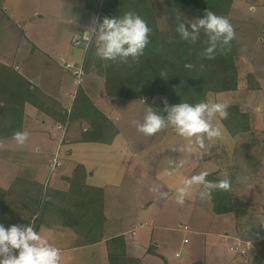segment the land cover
<instances>
[{"label": "rangeland", "instance_id": "obj_1", "mask_svg": "<svg viewBox=\"0 0 264 264\" xmlns=\"http://www.w3.org/2000/svg\"><path fill=\"white\" fill-rule=\"evenodd\" d=\"M96 1L93 0V9L96 6ZM101 1L98 0V3ZM151 1L159 16L160 27L168 29L167 10L166 6L162 4L163 0ZM2 5L3 11L0 10V54L4 56L2 59L13 62L16 61L15 57L20 54L19 62L22 64V71L25 74H33L35 78H38L39 74L45 75V78L51 82L50 85H47L49 91L58 90L60 74L64 70L67 75L66 82H69L68 72L73 75L71 72L73 68L69 69V65L77 68V63L72 62L74 58L65 57L61 60L62 62L58 61L59 63L54 61V58L59 60L60 53L63 52L70 51L69 55H73V51H77L76 53L85 51L84 46L78 48L74 46V44L78 45L76 42L74 44L71 42L76 34L74 27L78 25L76 22H79L81 16L86 15L83 16L84 24L80 23L82 27L77 33L79 34L77 38L79 37V41L83 42L81 31L94 27L93 21L96 14L83 9L82 2L79 0H5ZM233 6L229 20L236 35L241 34L240 41L242 48L244 47L240 63V87L237 92L232 91L233 93L230 95H226L225 92L211 93L209 99L210 102L240 104L249 113L253 123V130L247 134L239 135L236 139L229 133L223 120L217 117L214 124L221 128L222 137L211 142L206 141L207 147L203 151L208 154L201 158H195V154L174 150L179 147L175 144L183 146L186 141L171 128L164 129L155 136L147 137L131 125V120L142 119V115L148 107L144 101L139 98L106 97L101 94L104 86L103 81L93 78L87 83L95 105L104 110L108 116L115 118L116 123L119 124L120 134L113 144L99 143L97 146H101L99 147L101 150L106 148L102 151L98 147H87L85 143H79L77 151L74 153V161H83L89 169L88 174H93L89 178L91 184L103 187L107 191L108 211L115 213V219H118L117 226H120L119 231L114 233L127 231L126 235L131 236L136 243L146 241L148 246L152 245L155 250L159 247L157 250L166 253L171 264H195L198 261H203L205 264H251L254 248L250 252H244L242 251L243 243L252 241V236H260L255 231L247 234L252 230L251 225L254 220L252 217L248 220V212L242 218L215 212L211 202L213 191L210 198H201L194 190L183 206L178 205L175 201V189L182 184L185 178L201 171H207L210 174L221 170L219 174L224 175L229 169V163L232 165L234 163L235 171L240 174V177L232 184L231 190L234 197L243 199L244 207L256 199L254 197L251 200L248 195L255 193L257 189L249 194V188H245L244 184L243 190L248 195L245 198L242 197V182L246 177H244L245 174L241 176L242 172H239L238 168L241 167V164L246 163L248 166L243 165L245 171H258L255 158L251 156V153L259 151L264 156V110H259L264 107V86L261 88L262 90H248L249 72L254 73V79L261 82V86L264 84V46L261 49L262 58L257 54H250L252 43L258 42L264 45V0H236ZM47 46H59L61 49H57V54L52 52L54 58H51L44 54ZM66 59H70L71 62L65 61ZM79 59H83V56ZM47 62L55 64L60 69V74L58 75L56 66L51 69L56 73L55 76L43 73L42 71L48 69L44 66ZM72 78L71 81L77 79L74 75ZM42 81L44 78H41L40 86H42ZM52 83L55 85L51 86ZM72 84L73 87L74 83ZM66 87L69 92V86ZM60 92L62 93V91ZM119 115L124 117V122L117 118ZM28 122L31 123V120L24 122L25 130L29 125ZM84 124L86 127L89 125L88 118L84 120V123L80 120L75 122L72 126L74 132L69 130L70 135L81 139L79 136L81 130H84ZM43 125L44 122H41L37 127L35 125L34 127L43 129L45 128ZM79 125H81L80 128ZM29 128L33 129L31 126L28 127L29 132ZM59 129L61 135L57 136V141L53 144V148L55 146L57 150L63 148L67 134L66 126H60ZM75 138L69 142L78 143ZM253 142L255 143L253 144ZM173 145L174 147L171 148ZM213 145L217 146L211 150ZM180 159L184 160L183 168L175 169V163L169 165ZM11 160L14 162L32 161V156L26 158L20 155ZM4 165L5 163H0L1 170H5ZM262 167L264 168V165ZM12 169L14 173H24L21 166H14ZM51 169L47 168V175L56 172ZM153 185L159 186L160 192L167 193V197L150 192L149 188ZM258 204H260V199ZM249 208L254 211L253 207L249 206ZM260 208L261 206L257 207L261 211ZM128 213L133 215L132 220L127 219ZM230 213L234 214V212ZM53 214H55L54 210L50 211L48 216ZM214 218L219 219L217 221ZM185 226L188 227L187 230L184 229ZM244 229L247 232H243ZM67 230L73 233L71 229ZM133 231L135 234L132 233ZM226 232L232 234L233 237L226 239ZM109 233L111 231L107 230V237L111 236ZM71 236L73 237L72 234ZM185 238L188 239L187 243H184ZM49 242L51 244L54 242V246L61 248L71 245L73 238L69 236L68 242L56 237L54 241L49 239ZM99 248L81 251L69 249V251L62 252L61 261L65 264H108L105 262L107 261L105 250ZM182 251L184 252L182 253ZM153 256L149 257L145 264H164L157 255ZM205 258L207 262H205Z\"/></svg>", "mask_w": 264, "mask_h": 264}, {"label": "trees", "instance_id": "obj_2", "mask_svg": "<svg viewBox=\"0 0 264 264\" xmlns=\"http://www.w3.org/2000/svg\"><path fill=\"white\" fill-rule=\"evenodd\" d=\"M4 1L0 0V10L3 9ZM79 1L82 2L83 9L96 14L95 20L98 22H102L105 17L122 16L128 11L135 12L145 19L152 32L144 54L138 61L130 58L127 63H113L103 61L95 55L94 36L91 37V42H79L77 47L84 46L85 51L81 63H77V68L69 65V69L73 68L71 71L79 81L69 111L64 110L57 99L15 72L11 66L0 62V141L12 139L16 130H25V107L26 104H31L39 111L51 115L55 122L63 124L62 126L69 123L71 127L78 120L84 123L88 118L89 125L87 128L84 124L80 143L113 144L120 130L92 100L87 83L93 78L103 81L102 95L110 98H139L161 114H164L165 100L168 106L182 102L195 104L202 100L210 101L211 93L225 92L230 95L232 91L239 90L240 63L244 49L240 33L231 42L230 50L223 54L218 52L215 59L209 60L203 55L207 47V37L203 32L197 42L192 44L182 41L175 30L177 15L181 20L202 18L206 9L230 19L229 15L236 0H163L162 4L167 10L168 29L160 27L159 16L151 0H102L100 3L97 0L94 9L93 0ZM75 39L78 40L76 37L71 42L75 43ZM263 46L258 42L252 43L250 54H257L262 58ZM185 64H192L194 67L188 69ZM248 77L249 91L262 88L261 82L254 79L253 72H249ZM228 104L229 115L227 119L222 120L229 133L237 139L239 135L253 130L252 119L240 104ZM216 146H211V150ZM228 167L226 174H219L221 170L217 169L219 171L211 172L207 179L218 181L228 176L231 178L232 188L240 174L231 169L230 163ZM89 182L88 171L81 163L75 167L67 189L49 187L46 190L38 179L14 177L10 179L7 189H0V224L5 228L13 224L30 225L35 218V224L39 225L45 221L48 213L54 210L55 220L58 219L61 225L72 229L77 235L75 246L103 241L104 224L107 221V191ZM213 192H216L215 195L213 193V199L211 198L215 212H234L236 217L240 218L247 215L243 199L235 198L231 189ZM251 227L252 230L246 231L247 234L255 231L260 235L251 237L255 244L254 250H257L251 264H264V224L252 223ZM106 242L109 264L142 263L141 259L128 253L129 240L125 234L113 236ZM147 253L158 255L164 264H168L166 258L152 245L148 247ZM195 264L205 263L198 261Z\"/></svg>", "mask_w": 264, "mask_h": 264}, {"label": "clouds", "instance_id": "obj_3", "mask_svg": "<svg viewBox=\"0 0 264 264\" xmlns=\"http://www.w3.org/2000/svg\"><path fill=\"white\" fill-rule=\"evenodd\" d=\"M176 20L175 30L182 41L195 44L201 32L207 37L204 58L212 60L216 58L218 52L223 54L231 49V42L235 39L236 33L227 17L206 9L202 18L181 20L177 15ZM93 24L95 26L86 30L82 38L84 41L91 42V37H95V55L103 61L127 63L130 58L138 61L150 43L149 37L152 29L147 21L135 12L128 11L119 17H105L102 22L94 20ZM185 67L191 69L194 65L185 64ZM164 103V114L152 107H147L142 119L131 120V125L147 137L155 136L162 130L171 128L186 141L183 146L175 144L179 147L174 150L195 154V158L208 154L203 151L207 147L206 141L217 140L223 135L221 128L214 124V120L217 117L227 119L230 105L227 102L208 100L195 104L182 102L172 106H168L166 100ZM29 135L27 130H16L13 132L12 139L17 145L24 146ZM2 146L3 142L0 141V147ZM173 147L174 145L171 148ZM174 163L175 169L184 166L183 159L178 162L173 161L169 165ZM58 166H61V163ZM208 175L207 171H201L185 178L182 184L175 189L176 203L183 206L194 190L201 198H210L214 190L230 191V177L224 176L218 181H209ZM149 191L167 197V193L160 192L159 186L153 185ZM252 242L254 244L253 240ZM61 259V249L42 237L32 224H13L8 228L0 224V264H60Z\"/></svg>", "mask_w": 264, "mask_h": 264}, {"label": "crops", "instance_id": "obj_4", "mask_svg": "<svg viewBox=\"0 0 264 264\" xmlns=\"http://www.w3.org/2000/svg\"><path fill=\"white\" fill-rule=\"evenodd\" d=\"M1 10L3 11V9H1ZM83 16H86V15H83ZM83 16H81V18L79 19V22H76V23H78V25L76 27H74L75 28L74 33H76V34H75V36H73L74 35V33H73L72 40L74 38H76L77 36H79V34H77V33L80 32L79 29L82 27L80 25V23L84 24V21L82 19ZM0 19H1V16H0ZM76 28H78V29H76ZM85 31H81L82 34ZM74 46L77 47L75 44H74ZM58 48H60V47L59 46H47L45 48L44 54L47 55V57L54 58L53 54H51V53L54 52L57 54ZM73 52H74L73 55H69V53H71L70 51H68V53H64V52L60 53L59 60L54 58V61L56 60L57 62L58 61L62 62L61 60L65 59V57H67V58L72 57V58H74V60H72L73 63H79L80 64L82 59L80 60L79 58L84 55V52H82V53H76L77 51L76 52L73 51ZM19 56H20V54H18L15 57L16 61L8 62V61L3 60L2 58L4 56H3V54L2 55L0 54V58H1L0 62L6 64L8 66H11L15 72H17L18 74L25 77L29 82H32L35 86L41 88L46 94L57 99V101L60 102V104L62 105V108L64 110H69L72 103H73L75 91L78 87L77 83H79V81L77 79H74L73 81H71V79H73L72 78L73 75L70 72H68L69 73V76H68L69 82H66V77H67V75H65L66 70L62 71L60 74V69L55 64L52 65L49 62H47L46 65L44 64V66L48 69H45L42 72L47 73L50 76L51 75L55 76L56 73L52 72L51 69L56 66L58 68V75L60 74V76H61L60 84L58 87L59 91L57 89H55L53 91H49L47 89V85H50L51 82H49L45 78V75L39 74V77L35 78L33 74L32 75H30L29 73L25 74L22 71V64L19 62ZM77 59H78V62H77ZM65 61L71 62L70 59L69 60L66 59ZM41 69H42V67H41ZM35 71H34V73H35ZM41 78H44V81H42V86H40ZM72 83H74L75 88H74V86L72 87V85H73ZM54 85H55V83H52L51 86H54ZM66 86H69V92L66 90V88H67ZM263 86H264V84L262 85V88H263ZM60 91H62V93ZM259 108H260V105H259ZM262 108L263 109L260 108L259 110H264V107H262ZM99 109L101 111H103L105 114H107L101 108H99ZM108 117L116 123L115 118H112L110 116H108ZM117 118L122 119L124 122L123 116L119 115V116H117ZM27 120H31V123L28 122L29 125H27V131H28V127H30V126L33 127V129L31 130L29 128L30 132L29 131L28 132L30 133V135L28 137L26 144L24 146H19L16 144V142L13 139H10V140H7L6 142H3V146L0 147V163H5V165H4L5 170L0 169V189H7L10 179L17 177V176H23V177L38 179V180L42 181L46 190L49 187H52V188L55 187L58 189H67L69 179L71 178L75 167L80 163L85 165V163L83 161H81V162L74 161V157H75L74 153H76L77 145L80 143L79 139H76L75 137H73V135H70V133H69V130L74 132L73 128H72V126H74V125H72L71 127H69V123L67 125H65L67 128V134H66V138H65L64 143H63L64 145H63L62 150H57L55 146L53 148V144L56 143L57 136L61 135L59 128L63 124L60 125V123L55 122V120L53 119V117L51 115H49L43 111H39L37 108H35L31 104H26V107H25L24 122L26 123ZM34 120H35V122H34ZM41 122H44L43 126L45 128H43V129L35 128L39 124H41ZM34 125H35V127H34ZM117 125H119V124H117ZM80 126L81 125H79V128H80ZM34 128H35V130H34ZM77 136H79V135H77ZM74 138L76 139V141H79V143H70L69 142L70 140H73ZM254 143L255 142H253V144ZM86 146L87 147H98V148L101 147V146H97V145H94V146L93 145H86ZM105 149L106 148H102V150H105ZM99 150L102 151L100 148H99ZM20 155L21 156L23 155L26 158L29 156H32V161H25V162L15 161L14 162L11 160L12 158H14L16 156H20ZM251 156L255 158L256 167H257L258 171L257 170H255V171L246 170L245 171L243 169V165L246 166L247 165L246 163L241 164V167L238 168V171L242 172L241 173L242 175L245 174L244 177H246V178H243L244 181L242 182V197L245 198V196L248 195L243 190V184H244L245 188H247V189L249 188V194H250V192L257 189V191L255 193L248 195V197H250L251 200L254 197H256V199L252 200L246 206V209L248 211V217H247L248 220H250V218L252 217V219H254L253 224L260 225V224H264V173H263L264 168L262 167L264 165V156L259 151H257L256 153L255 152L251 153ZM55 160H58L61 163V166L54 168L52 166V164L55 162ZM14 166H21L24 170L22 172H24V173H19V172L14 173V171L12 169V167H14ZM85 167H86L87 171L89 172L87 165H85ZM231 167H232V170L235 171L236 168L234 166V163H233V165L231 164ZM47 168H50V169L52 168L56 172L52 175H47L46 174ZM52 169H51V171H52ZM235 172H237V171H235ZM90 175H93V174L91 173ZM90 175L88 174V180L90 178ZM89 183H91V182H89ZM96 186H98V185H96ZM106 194H108V193H106ZM259 199H260V204H258ZM106 201H107V198H106ZM249 206L253 207L254 211L256 212L255 215H254L255 212L253 210H251L249 208ZM259 206H261V208H260L261 211L257 209V207L259 208ZM106 209H107V211L109 210L108 204H107ZM110 212H111V214H110ZM110 212L109 211H108V213L106 212L107 213V221L104 224V237H105V239L103 241H100V242L94 243V244H90V245H85V244L80 245L79 244V245L75 246L74 241L77 239V235L74 233V231L72 229H71V231L73 233H70L67 230L69 228L61 225L58 222L59 221L58 219L55 220L54 215L47 216L45 218V221H43L39 225L35 224V218H34L32 221V226H33V228L36 226L35 230L42 237H44L46 240H48V242H49V239H53V241H54L56 239V237L67 240L68 242H69V236L71 238H73V242L71 243V245L63 246L60 248L61 252L69 251V249L81 251V250H85V249H89V248L100 247L99 249L105 250V252H106L107 261H105V262H107L108 264H109V261H108L109 255H108V249H107V244H106L107 242L106 241L108 239L112 238L113 236H116L119 234H125V236L129 240L128 253L134 257H138L139 259H141L143 264L146 263V261L149 259V257H154L152 254L147 253L149 244L146 241L145 242L143 241L142 243H140V242L136 243L131 236L128 237L126 235L127 231L123 232V233H117V234L114 233L116 231H119L120 226H117L118 219H115V213H113L112 211H110ZM226 214H232V216H235V214H233V213H226ZM127 219L132 220L133 215L131 213H128ZM214 219L217 220L219 218H214ZM187 229H188V227H187ZM107 230L111 231V233H109V234H111V236H109V237L106 236ZM245 231L246 230L244 229L243 232H245ZM112 233H114V234H112ZM132 233L135 234L134 231ZM262 233H264V230L262 231ZM71 234L73 235V237L71 236ZM223 235H225V234H223ZM223 235H221V236H223ZM225 237H226V239H228V238L233 237V236H232V234L226 232ZM185 240H187V242H188V239L185 238L184 243H187V242H185ZM53 244H54V242H53ZM157 248H159V247H157ZM157 252L166 258L168 264H171V261H170V259L166 253L159 252L158 250H157ZM183 252L184 251H182V253ZM253 252L255 254L257 252V250H253ZM176 257H177V255H176ZM159 259L162 261V259L160 257H159ZM205 262H207L206 258H205ZM60 264H65V263L61 261Z\"/></svg>", "mask_w": 264, "mask_h": 264}, {"label": "built area", "instance_id": "obj_5", "mask_svg": "<svg viewBox=\"0 0 264 264\" xmlns=\"http://www.w3.org/2000/svg\"><path fill=\"white\" fill-rule=\"evenodd\" d=\"M75 42L78 44L80 41L79 40H76ZM58 165H60V163L57 160H55V162L53 164V167H56ZM185 229H187V227H185ZM185 242H187V240H185ZM253 245L254 244H253L252 241H246V242H244L243 243V250L242 251H244V252H247L248 251L249 252L251 249H253V247H254Z\"/></svg>", "mask_w": 264, "mask_h": 264}]
</instances>
